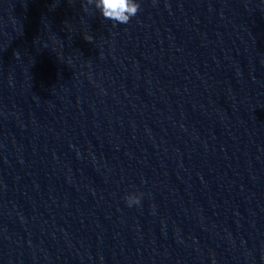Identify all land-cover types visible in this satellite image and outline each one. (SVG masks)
<instances>
[{
  "label": "water",
  "instance_id": "water-1",
  "mask_svg": "<svg viewBox=\"0 0 264 264\" xmlns=\"http://www.w3.org/2000/svg\"><path fill=\"white\" fill-rule=\"evenodd\" d=\"M82 0H0V264H77Z\"/></svg>",
  "mask_w": 264,
  "mask_h": 264
},
{
  "label": "clouds",
  "instance_id": "clouds-1",
  "mask_svg": "<svg viewBox=\"0 0 264 264\" xmlns=\"http://www.w3.org/2000/svg\"><path fill=\"white\" fill-rule=\"evenodd\" d=\"M89 9H94L99 15L114 24H127L136 16L141 7V0H88ZM142 192L126 193L125 199L129 206L139 204Z\"/></svg>",
  "mask_w": 264,
  "mask_h": 264
}]
</instances>
